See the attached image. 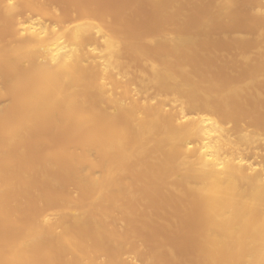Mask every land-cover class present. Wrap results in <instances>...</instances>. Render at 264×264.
I'll return each mask as SVG.
<instances>
[{
	"label": "bare ground",
	"instance_id": "1",
	"mask_svg": "<svg viewBox=\"0 0 264 264\" xmlns=\"http://www.w3.org/2000/svg\"><path fill=\"white\" fill-rule=\"evenodd\" d=\"M147 1L159 28L128 40L92 1L0 0V264H172L167 237L142 238L157 196L190 226V264H264V0L226 80L193 59L236 1L191 26L184 0Z\"/></svg>",
	"mask_w": 264,
	"mask_h": 264
},
{
	"label": "rangeland",
	"instance_id": "2",
	"mask_svg": "<svg viewBox=\"0 0 264 264\" xmlns=\"http://www.w3.org/2000/svg\"><path fill=\"white\" fill-rule=\"evenodd\" d=\"M80 1L83 4H85V5H87L88 1H89V3H90V1H92L93 5H95L96 8L98 9V11H97L98 12V18L107 20L108 21L107 24H108L109 28L113 32L116 31L115 34H117V35H119V36H121V37H123L125 39L135 40L138 37L142 38V37H144L146 35H149V34H152V33L156 32L158 30V28H159L158 27L159 23H158V20H157V15H156V13H154L155 9L153 11V7H151V5L148 3L147 0H102V1L101 0H80ZM184 1H185V3L184 2L182 3V4H184L183 7H184V9H186L185 11L188 12V13L185 12V18H187L186 16H188V18L186 20H184V21H187V20L189 21V22H186V23L184 22V24L187 25V26H191V25L195 24V22H196L195 20L197 19V17H199V18L201 17L202 13L205 14L206 12L211 11L210 9H212V6H211L212 3H213L212 1H214V0H203V1L202 0H198L200 2V4L198 3V1L196 3L195 0H188L191 4H189V2L187 0H184ZM186 1H187V4H186ZM254 1L255 0H234V2H235L234 3V7H233L234 8L233 9V15H235V16H233L234 18L231 19V20H228V22L224 20V21L215 23L214 26H212L211 29H210L211 32L208 31L206 33L205 39H203L204 41L202 40V38H204V37H202L200 39L199 43L201 45L199 44V47H200L199 51H198L197 55L194 57V59H193L194 60L193 64L197 63L196 65L194 64V66H195L196 69L198 68V71H200V72L202 71V73L204 75L205 74L207 75L206 72H209L211 75L209 76V74H208V76L209 77L212 76L214 79H217V80H223V77L224 78L226 77L224 79V80H226V79L232 78L233 76H236L238 72L239 73L241 72L242 67L237 63L236 55H237L238 51H241L240 49H242V50H244V49L249 50L250 49V51H251V47H253L254 43H252L253 41H252V38H250V36L251 35L254 36V35L258 34L259 26L256 23H259V24L261 23L259 20H256L253 17V15L250 13L251 12L250 7L252 8V6L255 5ZM56 3L58 5V7L61 8V9H63V8L66 9L67 8L66 7L67 6V0H55V4ZM127 4H128V6H127ZM187 5H189L190 7L187 6ZM152 12H153V14H152ZM188 14H190V15H188ZM20 16H21L22 19H25V18L28 17V12L27 11L26 12L25 11L21 12ZM24 16H25V18H24ZM191 16H192V18H191ZM190 19H193V20L191 21ZM252 19H255L256 21L252 20ZM238 34H240V35L237 36ZM231 35L232 36L236 35L237 37L235 36V39H234V37H232ZM241 35L242 36L246 35L250 39L249 38L247 39L246 37L244 38ZM240 36L243 38V40H242V38ZM133 37H134V39H133ZM239 38H241V40H239ZM208 39H210V40L208 41ZM202 43L205 45L204 47L202 46ZM200 49L203 50V52H201ZM212 52H213V55H212ZM208 53H209V55H208ZM222 56H224V57H222ZM122 57L125 60L126 59L127 60L130 59L131 61H133L135 59V57L133 56V54L130 51L129 52L125 51V53L122 55ZM229 57H231L230 59H234L235 58L234 62L232 60L228 59ZM140 62H141L140 60L135 59L133 65H132V69L136 70V71H140V70L144 69V65L142 64V62L141 63ZM199 63L203 64L204 65L203 67H205L207 69H205V68L202 69L203 67L200 66ZM212 63L213 64L215 63V64L213 65ZM224 63L228 64L229 66L225 65ZM235 63H237L238 65L235 64ZM232 64H234L235 66L232 65ZM238 68L240 69V71H239ZM203 71H206V72H203ZM214 71H215L216 74L214 73ZM8 103H9V99H8L7 95L6 96L5 95L0 96V107H6L8 105ZM260 159L258 158V160H260ZM62 169L61 170L57 169L56 171L52 172L53 175L59 180L65 178L67 176L66 175L67 172L66 171H62ZM63 187H65V186H63ZM152 200H153L152 201L153 205H151L152 206V211L150 213H152V214L154 213V214L153 215L150 214V217L148 219L149 221L148 220L146 221L148 223L147 224L144 223V225H146V226H143V228H142V224L137 222L138 223L137 226H139V224L141 225V226H139V228H142L141 230H142V238H143V240L146 239L144 243L145 244L147 243V245H148V243H150L152 241L153 244H154V243L157 242V240L159 238L160 239L162 238L163 241H164L165 238H163V237L165 236V237H167L166 238L167 240L169 239L171 241V242L170 241H166V239L164 241L163 254L165 252L164 255L165 256L167 255L166 258L167 257L170 258V256H168V254L170 253L172 257L175 255L173 257L174 260H175V258L176 259L178 258L176 260V262H173L172 259L170 258L171 261H172V264H175V263L176 264H183L184 260H185L184 264H188V263L190 264L189 260L191 261V258H194L195 255H196V251L194 250V249H196V247L194 248V246H196L195 245L196 243H195L194 238L189 234L190 233V231H189L190 226L188 228V224L186 223L187 220L183 221V218H180L179 215H177V217H174L176 214H172V212L173 213H176V212L174 210H172V209L169 210L168 208H167L168 210H165L166 208L164 209L165 212H164V210L162 211L161 214H163V215H161L162 217H160V214L156 213V211H157V207L156 206H158V204H159L158 196L154 197ZM171 210H172V212H170ZM168 212H170V214ZM154 215H157V217L155 216V218L153 219ZM170 216H172V217L169 218ZM160 218H163V219H160ZM172 218L175 221L178 220L175 223L178 224V226H180V227H181V224L183 223L182 224L183 227H181L182 231H180L181 230L180 227H178V226H176L174 224V222H173L174 220ZM167 220H168V222H167ZM169 220L170 221L173 220L172 221V223H173L172 225L173 226L170 224L171 222ZM164 222L169 223L171 226H168L169 224H166ZM5 223H7V222H5ZM165 225H166V227H167V229L169 231L164 227ZM144 227L145 228L147 227V228L145 229ZM168 227H170V228H168ZM173 227H175V229ZM164 228L167 230L168 233H166V230ZM184 228H185V230L186 229L188 230V234L184 230ZM164 231H165L166 235L163 234ZM177 231L179 233L185 232V234H182V236H184V235H186V236H184V238H182V240H181V234H179ZM169 233H170V236L168 235ZM176 233L179 234L180 236L176 235ZM3 236H5V229H4L3 225L0 224V239ZM176 236L178 238H180V239H178ZM174 239H175V241H174ZM183 240H184V242H183ZM190 240H192V243H191ZM176 241H177L178 244H176ZM165 242H166V244H165ZM179 242H182L184 244H181ZM153 244H150V245H153ZM184 245L186 247H184ZM190 245H193V246L191 247ZM170 246H171V248H173V250L176 253L175 252L174 253H172V252L166 253L168 251L167 248H170ZM187 247H188V249H187ZM189 248L191 249V253L189 252L190 251ZM192 248H193V250L195 252L192 251ZM179 249H182V250H179ZM186 249H187V251H186ZM170 250H172V249H170ZM181 251L184 253V255L186 254L185 258H184V255H182ZM192 252H193V254H192ZM176 254L177 255L180 254L181 256H177L176 257ZM187 255L189 256L188 258H187ZM180 257H181V259H179ZM183 258H184V260H183ZM179 260L181 261V263L179 262Z\"/></svg>",
	"mask_w": 264,
	"mask_h": 264
}]
</instances>
